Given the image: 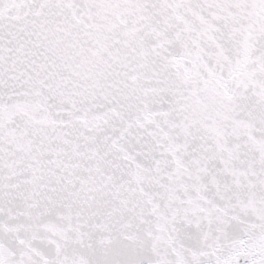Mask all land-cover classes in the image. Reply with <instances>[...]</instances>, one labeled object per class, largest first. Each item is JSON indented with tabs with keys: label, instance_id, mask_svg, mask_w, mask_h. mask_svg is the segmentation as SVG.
I'll list each match as a JSON object with an SVG mask.
<instances>
[{
	"label": "snow or ice",
	"instance_id": "1",
	"mask_svg": "<svg viewBox=\"0 0 264 264\" xmlns=\"http://www.w3.org/2000/svg\"><path fill=\"white\" fill-rule=\"evenodd\" d=\"M0 264H264V0H0Z\"/></svg>",
	"mask_w": 264,
	"mask_h": 264
}]
</instances>
